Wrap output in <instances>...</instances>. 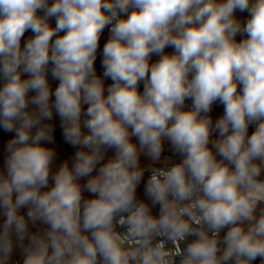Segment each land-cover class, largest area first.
Masks as SVG:
<instances>
[{"label": "clouds", "instance_id": "clouds-1", "mask_svg": "<svg viewBox=\"0 0 264 264\" xmlns=\"http://www.w3.org/2000/svg\"><path fill=\"white\" fill-rule=\"evenodd\" d=\"M0 264H264V0H0Z\"/></svg>", "mask_w": 264, "mask_h": 264}, {"label": "rangeland", "instance_id": "rangeland-1", "mask_svg": "<svg viewBox=\"0 0 264 264\" xmlns=\"http://www.w3.org/2000/svg\"><path fill=\"white\" fill-rule=\"evenodd\" d=\"M168 51H171V49H169ZM99 62V61H98ZM98 66H99V63H98ZM217 112H219V109H217Z\"/></svg>", "mask_w": 264, "mask_h": 264}, {"label": "built area", "instance_id": "built-area-1", "mask_svg": "<svg viewBox=\"0 0 264 264\" xmlns=\"http://www.w3.org/2000/svg\"><path fill=\"white\" fill-rule=\"evenodd\" d=\"M107 36V32L105 33V37Z\"/></svg>", "mask_w": 264, "mask_h": 264}, {"label": "crops", "instance_id": "crops-1", "mask_svg": "<svg viewBox=\"0 0 264 264\" xmlns=\"http://www.w3.org/2000/svg\"><path fill=\"white\" fill-rule=\"evenodd\" d=\"M99 63V62H98Z\"/></svg>", "mask_w": 264, "mask_h": 264}]
</instances>
